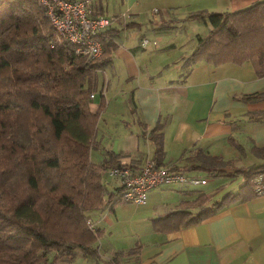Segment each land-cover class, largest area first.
Instances as JSON below:
<instances>
[{"label":"crops","instance_id":"1","mask_svg":"<svg viewBox=\"0 0 264 264\" xmlns=\"http://www.w3.org/2000/svg\"><path fill=\"white\" fill-rule=\"evenodd\" d=\"M253 1L90 0L91 14L114 17L111 27L117 29L110 62L97 73L88 104L99 111L104 103L91 161L102 162L109 150L137 170L145 159H154L150 136L160 133L159 166L205 178L206 183L160 185L148 191L144 203L117 201L93 212V225L100 230L99 261L78 255L69 264H106L117 252L116 264H264V194L226 203L208 218L178 229L154 226L156 218L187 208L196 191L209 194L210 205L243 182L241 174L214 175L205 167L220 162L230 172L264 162L251 150L264 144V114L261 120L247 116L264 112V98L243 99L264 90V75H256L249 61L191 64L195 34H205L209 26L181 20L194 11H233ZM191 22H196L195 30L176 39L180 26ZM143 37L150 41L145 47L140 46ZM178 64L176 70L168 68ZM109 116L113 132L100 128L101 121L107 127ZM156 125L160 128L152 131ZM113 179L106 186L109 192L118 185Z\"/></svg>","mask_w":264,"mask_h":264},{"label":"trees","instance_id":"2","mask_svg":"<svg viewBox=\"0 0 264 264\" xmlns=\"http://www.w3.org/2000/svg\"><path fill=\"white\" fill-rule=\"evenodd\" d=\"M181 20L209 26L205 34H195L191 64L249 61L256 75H264V0L233 11L198 10ZM116 32L111 25L99 31L102 52L87 59L53 29L38 0H0V264H69L78 255L99 261L100 230L90 228L91 214L121 201L119 181L109 192L103 175L123 163L109 150L102 162L91 161L104 103L99 111L88 104L97 73L110 62ZM262 98L264 90L243 97ZM262 114L247 116L261 120ZM150 138L158 161L161 134ZM251 150L264 160V144ZM222 165L216 162L205 169L214 175L241 174L237 191L210 205L206 202L211 196L196 191L187 208L156 218L155 229L201 221L226 203L259 195L256 186L264 188V162L230 172ZM119 254L106 264H116Z\"/></svg>","mask_w":264,"mask_h":264},{"label":"built area","instance_id":"3","mask_svg":"<svg viewBox=\"0 0 264 264\" xmlns=\"http://www.w3.org/2000/svg\"><path fill=\"white\" fill-rule=\"evenodd\" d=\"M44 8L53 29L74 46L75 54L94 59L102 52L97 33L111 25L114 17L92 15L90 0H38ZM148 38L140 39V46L149 43ZM92 97V94H90ZM107 175L119 181L122 202L137 204L146 201L150 189L165 184L197 186L206 183L205 178L187 175L182 171L170 170L156 165L152 158L143 161L137 170L131 165H114L107 169ZM260 176L257 178L259 181ZM257 194H264V188L256 186ZM94 230V225L89 224Z\"/></svg>","mask_w":264,"mask_h":264},{"label":"rangeland","instance_id":"4","mask_svg":"<svg viewBox=\"0 0 264 264\" xmlns=\"http://www.w3.org/2000/svg\"><path fill=\"white\" fill-rule=\"evenodd\" d=\"M245 6V5H244ZM238 9L239 8H242L241 6L240 7H237ZM228 10H231V9H228ZM185 26H180V30H179V32L180 33H182V34H178V32H177V34H176V39L178 38V36L179 35H181V36H184L185 35V33H187V34H189L190 32H192L193 30H195V25H196V22H191V23H186V24H184ZM179 27V26H178ZM203 33V32H202ZM173 37H175V36H173ZM180 67V64H178V65H170L168 68L170 69V70H176V69H178ZM99 77L101 78L102 76H101V74H99ZM114 105H116V104H114ZM113 105V106H114ZM119 106V105H118ZM118 106H117V108H118ZM106 112H108V111H106ZM106 115H107V113L105 114V117H106ZM111 117H113V116H109V117H107V119H108V122H107V127L106 126H104V127H102V125L104 124V122L103 121H101L100 122V124H101V126H100V128H102V130H105V131H111V132H113L112 131V122H111ZM99 140H100V136H99ZM90 152H91V155H92V159L93 160H95V157L93 156L94 154V150H90ZM214 179V176H209V180L210 181H212ZM223 178H221V179H219V180H217V182H219V181H221ZM113 178L112 177H110V176H108L107 175V173L106 174H104L103 175V181L106 183V186H109L110 185V183H112L113 182ZM233 183L235 182V181H232ZM2 198V196H1V194H0V199Z\"/></svg>","mask_w":264,"mask_h":264}]
</instances>
